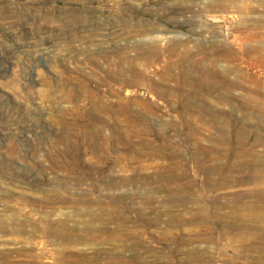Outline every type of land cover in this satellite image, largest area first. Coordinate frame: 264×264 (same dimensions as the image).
I'll list each match as a JSON object with an SVG mask.
<instances>
[{
  "label": "rangeland",
  "instance_id": "1",
  "mask_svg": "<svg viewBox=\"0 0 264 264\" xmlns=\"http://www.w3.org/2000/svg\"><path fill=\"white\" fill-rule=\"evenodd\" d=\"M247 25L264 0H0V264H264V67L209 47Z\"/></svg>",
  "mask_w": 264,
  "mask_h": 264
},
{
  "label": "bare ground",
  "instance_id": "2",
  "mask_svg": "<svg viewBox=\"0 0 264 264\" xmlns=\"http://www.w3.org/2000/svg\"><path fill=\"white\" fill-rule=\"evenodd\" d=\"M253 28L251 30L250 26L243 27L242 30H240L235 36H233V39L231 41H224L221 43H212L210 44V48L217 53V57H220L222 60L229 61V62H247L250 60H257L262 62V65L264 67V45L261 44V42H257V39L260 38L261 41L264 39V34H255L253 32ZM184 44L181 40L178 38H168L165 37L162 39V44L159 43L156 37H150L145 42L141 43L139 46V49H142V51H138L137 54L138 57H149V55H152L153 61L152 62H170L171 58L175 54L179 53H187V50H181V47ZM200 48H198V51ZM218 61V60H212V62ZM194 62V61H193ZM233 71V67H229L225 74H222L223 77H227L229 73ZM230 97L228 100L224 98H219L223 101L220 103H217L213 106H208V108L212 109H220V105L224 102V105L227 106L232 111H238L239 108L243 109H250L255 110L257 109V104H250L248 105L247 102L244 103H236V101L232 98V96L228 95ZM194 103H190V101H187L183 104V107L186 109H191L194 105ZM220 104V105H219ZM255 172V171H254ZM256 173V178L261 179L264 181V166ZM261 198H264V192L260 193ZM112 216L109 217V221L112 220ZM19 223L17 219H5L0 218V225L6 226V225H12ZM251 235V233H249ZM249 236V235H247ZM55 237L60 240L69 242L71 240V237L68 234H64L63 231H56ZM24 254V252L19 253V255ZM10 257L9 253L4 254V258ZM30 257V256H29Z\"/></svg>",
  "mask_w": 264,
  "mask_h": 264
}]
</instances>
